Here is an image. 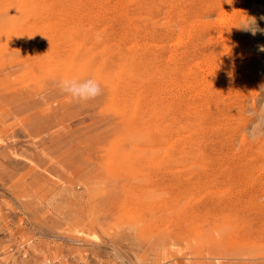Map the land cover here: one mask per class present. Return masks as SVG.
<instances>
[{
    "label": "rangeland",
    "instance_id": "374dc122",
    "mask_svg": "<svg viewBox=\"0 0 264 264\" xmlns=\"http://www.w3.org/2000/svg\"><path fill=\"white\" fill-rule=\"evenodd\" d=\"M262 17L0 0V264H264Z\"/></svg>",
    "mask_w": 264,
    "mask_h": 264
},
{
    "label": "clouds",
    "instance_id": "9594fccd",
    "mask_svg": "<svg viewBox=\"0 0 264 264\" xmlns=\"http://www.w3.org/2000/svg\"><path fill=\"white\" fill-rule=\"evenodd\" d=\"M264 19V17H262ZM255 21L243 26L246 30H250L253 35L257 31L264 32V29H259L254 26ZM264 51V46L261 47ZM61 89L63 92L70 95L73 99L86 101L95 98L100 94V84L98 81L92 78L77 80V79H65L61 81Z\"/></svg>",
    "mask_w": 264,
    "mask_h": 264
},
{
    "label": "bare ground",
    "instance_id": "6f19581e",
    "mask_svg": "<svg viewBox=\"0 0 264 264\" xmlns=\"http://www.w3.org/2000/svg\"><path fill=\"white\" fill-rule=\"evenodd\" d=\"M202 18V17H201ZM194 65V64H193ZM189 66V65H188Z\"/></svg>",
    "mask_w": 264,
    "mask_h": 264
}]
</instances>
